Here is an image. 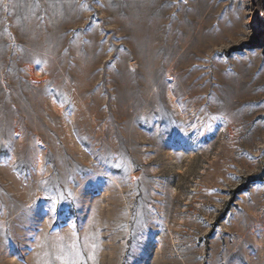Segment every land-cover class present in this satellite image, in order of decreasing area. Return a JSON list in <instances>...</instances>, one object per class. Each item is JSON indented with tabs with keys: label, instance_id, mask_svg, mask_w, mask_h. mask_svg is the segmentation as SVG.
Segmentation results:
<instances>
[{
	"label": "rangeland",
	"instance_id": "rangeland-1",
	"mask_svg": "<svg viewBox=\"0 0 264 264\" xmlns=\"http://www.w3.org/2000/svg\"><path fill=\"white\" fill-rule=\"evenodd\" d=\"M0 264H264V0H0Z\"/></svg>",
	"mask_w": 264,
	"mask_h": 264
}]
</instances>
